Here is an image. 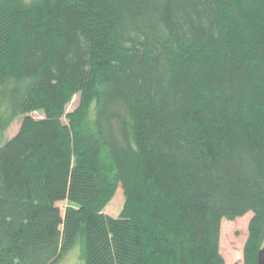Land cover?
Masks as SVG:
<instances>
[{"label": "trees", "instance_id": "16d2710c", "mask_svg": "<svg viewBox=\"0 0 264 264\" xmlns=\"http://www.w3.org/2000/svg\"><path fill=\"white\" fill-rule=\"evenodd\" d=\"M249 213L258 264L264 0H0V264H226Z\"/></svg>", "mask_w": 264, "mask_h": 264}, {"label": "rangeland", "instance_id": "374dc122", "mask_svg": "<svg viewBox=\"0 0 264 264\" xmlns=\"http://www.w3.org/2000/svg\"><path fill=\"white\" fill-rule=\"evenodd\" d=\"M80 95L75 96L71 103L67 106L66 115L72 113L79 105ZM95 113V108H92V118ZM31 116L36 120L44 118L42 113H33ZM23 118H19L10 127L3 141L12 139L18 132ZM64 121L65 118H64ZM121 192L118 191L117 197L113 200L112 205L106 209V213L112 215L116 206L121 202ZM62 211L65 210L67 204L61 203L58 205ZM254 218L252 213L235 220L224 219L221 223V233L219 239L220 254L226 264H244V249L249 237V227ZM59 264H84L83 248L81 243H78Z\"/></svg>", "mask_w": 264, "mask_h": 264}, {"label": "water", "instance_id": "95a60500", "mask_svg": "<svg viewBox=\"0 0 264 264\" xmlns=\"http://www.w3.org/2000/svg\"><path fill=\"white\" fill-rule=\"evenodd\" d=\"M258 264H264V246L258 253Z\"/></svg>", "mask_w": 264, "mask_h": 264}]
</instances>
